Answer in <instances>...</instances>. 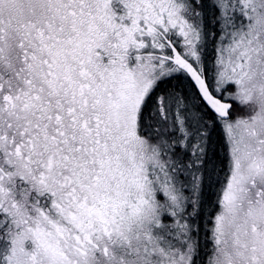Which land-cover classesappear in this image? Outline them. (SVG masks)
<instances>
[{
    "label": "snow or ice",
    "instance_id": "snow-or-ice-1",
    "mask_svg": "<svg viewBox=\"0 0 264 264\" xmlns=\"http://www.w3.org/2000/svg\"><path fill=\"white\" fill-rule=\"evenodd\" d=\"M0 264H264V0H0Z\"/></svg>",
    "mask_w": 264,
    "mask_h": 264
}]
</instances>
